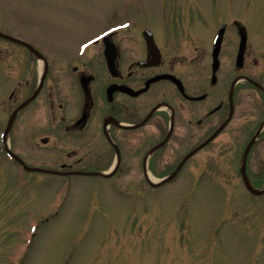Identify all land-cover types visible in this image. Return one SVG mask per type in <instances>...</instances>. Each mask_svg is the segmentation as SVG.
<instances>
[{
	"label": "rangeland",
	"instance_id": "rangeland-1",
	"mask_svg": "<svg viewBox=\"0 0 264 264\" xmlns=\"http://www.w3.org/2000/svg\"><path fill=\"white\" fill-rule=\"evenodd\" d=\"M229 15L264 30V0H0V31L43 40L54 65L72 62L79 43L125 17L161 30V16H203L209 33ZM27 62L23 48L0 41L1 69ZM1 98L0 264H264V196H250L233 181L232 162L220 163L216 151L154 190L146 182L24 172L1 144L9 116L7 96ZM16 124L6 137L10 151L29 166L57 169L58 145L31 146Z\"/></svg>",
	"mask_w": 264,
	"mask_h": 264
},
{
	"label": "flooded vegetation",
	"instance_id": "flooded-vegetation-1",
	"mask_svg": "<svg viewBox=\"0 0 264 264\" xmlns=\"http://www.w3.org/2000/svg\"><path fill=\"white\" fill-rule=\"evenodd\" d=\"M160 18L161 30L144 21L140 30L109 33L83 62L75 56L51 65L43 40L33 41L46 60L43 80L11 129L18 120L31 146L58 145V172L67 178L110 170L107 180L147 183L180 165L171 182L216 151L220 163L232 162L233 181L245 177L263 188L264 30L234 15L216 20L209 33L203 16ZM0 78L10 115L34 93L40 71L37 63H12Z\"/></svg>",
	"mask_w": 264,
	"mask_h": 264
},
{
	"label": "water",
	"instance_id": "water-1",
	"mask_svg": "<svg viewBox=\"0 0 264 264\" xmlns=\"http://www.w3.org/2000/svg\"><path fill=\"white\" fill-rule=\"evenodd\" d=\"M0 37L5 38V39H8V40H14L12 37H10V36H8V35H4V34H2V33H0ZM23 44H24V43H23ZM27 47H28V49H29V50H30L35 56H37L39 59L41 58V56H40L39 53H37L35 50H33V49H32L31 47H29V46H27ZM34 95H35V94H34ZM34 95H33L30 99H28L26 102H24L21 106H23L24 104H26L27 102H29V101L34 97ZM21 106H20V107H21ZM10 123H11V118L8 120L7 126H6V128H5L4 132H3V139L5 138L7 132L9 131ZM5 150L7 151V153H10L6 147H5ZM23 167H24L25 170H38V169H32V168L25 167L24 165H23ZM39 171H43V170H39ZM168 179H170V177H168L167 180H168ZM244 185H245V187L248 189V191H250V192H252V193H254V194H260V193H261V192H259V191H254V190L249 186V184H248L247 182H245V181H244Z\"/></svg>",
	"mask_w": 264,
	"mask_h": 264
}]
</instances>
